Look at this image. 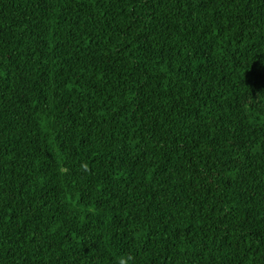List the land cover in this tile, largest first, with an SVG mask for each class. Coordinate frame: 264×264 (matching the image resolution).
Instances as JSON below:
<instances>
[{
    "label": "trees",
    "instance_id": "obj_1",
    "mask_svg": "<svg viewBox=\"0 0 264 264\" xmlns=\"http://www.w3.org/2000/svg\"><path fill=\"white\" fill-rule=\"evenodd\" d=\"M264 264V0H0V264Z\"/></svg>",
    "mask_w": 264,
    "mask_h": 264
},
{
    "label": "clouds",
    "instance_id": "obj_2",
    "mask_svg": "<svg viewBox=\"0 0 264 264\" xmlns=\"http://www.w3.org/2000/svg\"><path fill=\"white\" fill-rule=\"evenodd\" d=\"M121 264H126V261L122 260V261H121Z\"/></svg>",
    "mask_w": 264,
    "mask_h": 264
}]
</instances>
